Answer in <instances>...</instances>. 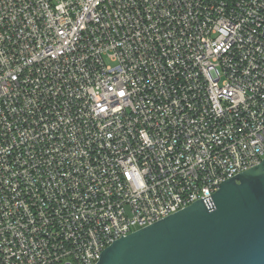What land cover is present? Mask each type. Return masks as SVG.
I'll use <instances>...</instances> for the list:
<instances>
[{"label": "built area", "instance_id": "1", "mask_svg": "<svg viewBox=\"0 0 264 264\" xmlns=\"http://www.w3.org/2000/svg\"><path fill=\"white\" fill-rule=\"evenodd\" d=\"M264 158V0H0V264H96Z\"/></svg>", "mask_w": 264, "mask_h": 264}, {"label": "water", "instance_id": "2", "mask_svg": "<svg viewBox=\"0 0 264 264\" xmlns=\"http://www.w3.org/2000/svg\"><path fill=\"white\" fill-rule=\"evenodd\" d=\"M96 264H264V158L106 247Z\"/></svg>", "mask_w": 264, "mask_h": 264}]
</instances>
